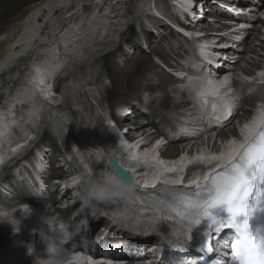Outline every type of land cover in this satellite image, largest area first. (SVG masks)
Wrapping results in <instances>:
<instances>
[{
    "label": "bare ground",
    "instance_id": "obj_1",
    "mask_svg": "<svg viewBox=\"0 0 264 264\" xmlns=\"http://www.w3.org/2000/svg\"><path fill=\"white\" fill-rule=\"evenodd\" d=\"M134 1L137 2L138 0H38L34 3H31L29 6L27 5L26 8L23 10L21 9V11L19 10V12L13 15L11 19L12 28L0 35V75L4 70V67H6V65L12 60L17 59L24 49L27 48L33 49L37 46L40 48L42 47L43 50L48 52L49 56L54 57V60H52L53 58H47L46 56V58L41 61L36 59L34 62H32L33 66L30 68L31 74L28 78V81H30L31 84L26 88H18L15 93L9 94L7 90L8 88L0 86V96L2 93H5L6 96L0 101V166L4 162L5 158L12 152V150L15 148H20L23 144H26V142L30 140V136L24 137V133H22L20 135L21 137L19 136L21 139L19 138L16 143L11 144V142L16 139L15 134H17V129L20 126H23L24 122L29 119H32L31 124L34 123V114L39 115V109L43 107V105H51L52 107H55L54 105L56 104L53 103V105L49 103L48 100L41 99L40 96L39 98L37 95H35V93H38V95H43L46 93V97L52 95L53 92H56V88H54L56 85L54 84L58 76L55 78L54 74L57 72L56 69L58 65L65 63V61H62V59L68 57V53H62V51L64 47L70 44L72 35L75 33L73 37L80 38V36L84 34L86 30H90V32L87 34V38L89 39L90 33H95L98 30L102 31L104 28L109 26L112 17L117 18L120 16L119 11L125 4L129 3L126 12L128 14L133 13L132 11L135 8ZM162 2L163 1H161V3ZM225 2L228 4L225 5ZM225 2H220L223 6H215L211 3V0H179V3H181L180 6L179 3L174 4V2H168L166 5L162 4L161 6L150 8V11L151 13H155V16L158 18L159 15L162 16V14H165V16L169 19L171 18L174 24L194 25L195 28H198V32H205L204 36L198 38L197 41L211 42V52L214 54L211 58L212 65L222 66V75L234 73V79L237 78V75L243 76L242 78H239L241 81L240 84L242 86L246 85L248 87L247 89L238 90L236 89L238 87L234 89L224 87L222 89V93L225 94V99L228 102L226 107L227 109L233 106L231 104L233 101V104H236V101L240 97L239 91L242 92L243 90V94L245 96L243 97L244 99L242 98L240 103H238L232 110L228 111V113L231 114L230 117H228L229 122L225 126L222 125V127L217 130L214 127V122L217 121L214 116L209 118L202 116L199 110L194 106L193 101L186 94H180L182 98L181 102L176 104L173 108V113L176 115L174 114L173 116H167L164 110L169 108L173 103L169 90L172 89V91L175 92L174 86L178 83H182L184 79V77L179 74L188 73L191 75H199L205 71L210 72L212 68L206 67L207 69L204 70L203 67L206 66V62L202 63L199 70L188 68L184 63L182 64L177 60L174 61L171 56H168L159 43L156 44L151 50L153 52H159L161 60H165V65L169 66V69L174 71L178 70L179 76L167 74L162 68H157L148 55L138 56L141 55V49H137L134 40L132 38L129 39L130 37H127L124 40L123 46L121 44V50H123L122 52H117L114 48L100 57H111L113 62V88L108 91V94L112 96V102L109 104H117L119 105L118 108L121 110V113H123V111L129 110L131 111V114L124 115L122 119L118 121L116 120L117 122H114L113 119L114 123L113 125L111 124L110 128L108 129L110 132L109 134L113 139L114 146L105 150L104 152L102 148H100L98 144L96 145L90 138H88V136H85V134L81 135V133L77 130L76 125L73 127L75 131H73V134L70 135L71 139H68L69 152L73 159L75 158L82 164L79 167L73 162L71 164V162L67 161V164H64L58 173L60 174L64 171V173L68 174L66 178H71L70 180H72V182L74 180L78 181L75 184L76 191L80 192L81 194L84 190L83 187L86 186V184L90 181L89 178H85V176H87L89 171L92 170L90 158L93 156V154L97 156L99 155L101 156L100 158H102L97 159L100 160L99 164L102 165V171L99 170L98 179L102 178L105 173L115 175L111 168L108 167V163L105 159L108 153L119 156L120 160L124 162L123 164L132 169L136 181L144 183L142 189L153 187V185L158 183L165 185L166 180L167 184L172 187L176 185L173 184L172 181H175L180 177L183 178L182 182H185L187 185H194L191 183L193 180L199 178L200 183L201 180H204L205 174L215 167L217 163L226 162L229 141L236 140L238 143L234 147H238L239 143L244 141L245 135L251 137L252 133L256 131V128L253 127L252 132H249V130L245 129L244 135L241 134V129H243L244 125H251L252 121L258 117L261 106H264V96H259L258 94H252V92H248L250 88L254 89L255 86L260 85V82L264 80V76L260 75L261 73H264V53L262 54V58H259L260 60L262 59L260 63L257 64L254 63V61H251L253 64L251 70L246 69L247 67H239V63L243 59H247L250 62L249 57H253L252 54L256 53L260 46L264 47V41L260 39L258 35L262 32L264 34V30L261 29H264V25H261V28L257 25L261 22L264 23V20L261 17H258L260 13L264 15V0H234L232 3L230 1ZM247 2H253V6L249 5L244 8L242 7L244 13L238 16L241 17V25L246 23V25H250L251 27H248L247 29L239 28L238 25L233 24V18H231L236 17V12L234 13L230 9L235 8L237 5H245ZM84 5H89L90 9L84 10ZM228 5H231V7ZM205 6L210 8H208L209 11ZM249 8H251L252 12L250 10V12L246 13ZM164 9H166V12H164ZM239 9H241V7H239ZM253 10H255L257 13ZM187 11L191 15H188ZM210 11H221V13H224V16L219 14L215 15L214 17H207L208 19L213 18L214 21H222L224 23L220 24L219 27L214 28L217 24L205 22V16L203 13ZM57 12L60 14L56 18L55 15ZM87 12L88 14H85ZM148 14L146 16L149 18H157L154 15L151 16ZM237 14L239 13L237 12ZM123 16L124 15L122 14V17ZM143 16H145L144 13ZM121 20L122 21H118L116 23L118 28L113 29L114 35L123 30L125 25H127V22H124L126 18ZM235 20H238V18H235L234 21ZM89 24H92L90 27H94L96 29L91 30L90 27L85 28V26H88ZM97 24L98 27L96 26ZM114 24L115 23L113 22V24L110 25V28ZM143 26L144 27H142V29L146 35H149L146 28L152 27L157 31L162 40L165 41L167 36L166 30H163V28L159 26H153V23L151 24L150 22L147 26ZM83 28L86 30L82 32L81 30ZM190 30L192 31V29ZM128 31L129 29L127 32ZM174 32L181 34L175 30ZM254 32L256 34H253ZM246 33H248L247 36L245 35ZM182 36L184 37V35ZM251 36H255V41L252 40V44L249 45L247 40L251 38ZM149 38L151 39V37ZM215 38L218 39L217 42H215ZM224 38L226 40L228 39L225 44L230 45L228 46V49L231 50L227 54L224 52L225 50L222 51L219 49V44L224 43L223 41H225ZM184 39L188 44H191V47L193 42L196 41L195 38H193L191 42H189L188 37H184ZM76 40L77 39H75L74 42ZM91 40L95 39L92 37ZM87 42L90 43L91 41L88 40ZM262 42L263 44L261 45ZM114 46L117 47V43H115ZM125 47L127 48L124 50ZM191 47H189L190 50L188 53L185 51L187 57L194 55V50ZM66 49V51L70 50V45ZM119 53L123 55V57L119 55ZM245 54L248 56L247 58L245 57ZM64 55L65 57H63ZM225 55H228L230 58H235V60L226 61L223 58ZM117 58H122V60H127V62L124 63V65H120L117 62ZM197 59H199V57H197ZM50 60H52V62H50ZM97 60H99V58H95L92 61ZM184 60L185 59L183 58L182 62ZM240 68L243 72H239ZM151 79H158V82L155 83V86H150L151 89L153 88V95H149L150 92L148 93V90L143 89V87ZM261 87H263V85ZM118 93H120V95ZM143 96L147 97L148 104L142 109L144 106L143 102L141 101ZM175 96V99L180 100L177 95ZM39 99H41V101H39ZM51 99L55 100V97H51ZM137 100L139 103H137ZM251 101L252 105L248 111L243 106L245 105L247 107V102L250 103ZM140 108L142 111H140ZM144 109L148 112H145ZM151 111L152 113L154 112V114L150 113ZM241 111L242 114L240 115V120H238V122L235 124L233 119L235 115ZM118 115V111H115L112 113V118H117ZM216 115L220 116L219 120H223L228 116V114L224 115L221 114V112H218ZM130 117H134V120H128ZM66 118L68 120H64V122L70 126L69 121L71 123L73 120L68 117V115H66ZM168 121L171 124V127L169 126L170 124L167 123ZM163 123L169 124L166 126V132L169 131V133H171L170 136L164 134L163 129H161L160 125L164 126ZM181 126L184 128L183 131L180 129L182 128ZM201 127L205 130L201 131ZM211 127H213V129ZM126 128L128 131L124 134L122 130ZM153 128L157 130V132H155L158 133V135L155 134L154 136L152 134L153 132L151 129ZM70 130L72 131V128H70ZM208 134L212 135L209 136ZM207 135L208 137H206ZM162 136L165 138H171L172 140L170 141L171 144L169 143L167 148L166 146H162L165 144V138ZM177 137L182 139L180 140L182 142L181 144H179V142L172 143L174 140H179ZM56 141L51 139L46 143L44 142L42 145L38 143L40 155L35 156V154H28L23 157H26L24 160L27 161L31 160L29 157H32V170L24 169V172L21 175L14 176L13 178L7 177L8 179L6 178L5 181L7 180L9 187L6 186L7 188L5 192L2 194L0 193L1 208H3L4 211L14 210L15 216L20 220V225L30 226V230L23 231L26 237L25 242H28L29 244H38V237L36 238L37 241L33 238L36 236L35 233H37L34 232V230L39 226L34 228V225H41L44 216L48 214L53 216L52 211L45 212L43 209H35L31 207L33 209L32 215L28 218H25L24 216L29 210L28 207H21L19 204H16L17 202L15 204L11 203L12 199L10 196H17V198L14 199V201H16L21 200L24 196H27L26 194H28V191L42 194L44 193L42 190L43 186L48 187V192L51 191L54 182L53 180H47V176L51 171L49 170V163H51V160L56 156V153L53 154L52 152L53 147L57 145ZM162 149L164 151H162ZM35 150L36 149H34V153ZM132 153H135L139 159L133 160L131 158ZM220 153H225V155L219 161H212L211 164L201 163L199 160L195 159L196 157L200 156H203L207 159L212 155L219 156ZM34 156L36 162L33 160ZM61 156H63L62 153L59 154L57 159H59V157L61 158ZM80 156L82 158H80ZM66 158H68L67 153L64 155V159ZM57 159L56 162L58 161ZM94 160L96 161V159ZM25 163L26 162H24V164ZM71 165H74L73 168H71ZM192 165L193 168L191 169L190 166ZM167 168H175V171L168 172L166 171ZM91 174H93V171ZM199 183L198 185H200ZM181 185L182 183L176 186L181 187ZM2 189L3 188H1L0 191ZM59 194L62 193L55 191L51 193V196L56 197ZM65 194L68 196L67 192H65ZM132 194L134 193L131 192L130 194L115 197L108 201L94 202L108 205L115 203L118 205V208H116L117 215H119V219L124 221V224L131 225L130 222L126 221L136 219L139 220L140 218L159 221L160 218L158 217L162 215V212L152 204L146 205L148 214L143 215V213L138 211L135 217L131 212H133V210H137L138 208H144L145 204H135ZM121 207L123 212H121ZM97 208L98 209L96 210L101 212L98 206ZM91 209V206H89L88 211H91ZM91 212L95 213V211ZM102 212H111V214H113V209L102 207ZM166 215L167 214L163 213V219L174 220L173 217ZM54 216L56 217L55 214ZM168 228L169 229L166 230V232L173 229L178 233L182 232L184 229L182 226H169ZM10 230L9 232L2 230L0 231V234H10L14 230L13 227H11ZM15 233L16 231H14L12 235H15ZM10 237L11 238H2V242L0 243V264H27L28 261L30 264V258L32 257L28 255V249H25L24 253L20 254L19 251L21 247L17 244L13 245L10 243L11 240V242H13L16 241L17 238H14V236ZM89 237H92V234L89 235ZM22 239H24V236H22ZM110 241H113V239ZM39 249H41V247H39ZM41 253H43V251H41ZM179 255H177L178 261L180 260L193 263L194 257L190 256L189 258L182 259L179 258L182 257V255ZM20 256L21 258H19ZM177 257L172 258L171 261L174 262ZM85 258H87L88 264H99L88 256H85ZM76 259L77 258H74L73 260ZM126 260L127 261H125V259H123V261L116 260L114 264H140L135 261L131 262V258H126Z\"/></svg>",
    "mask_w": 264,
    "mask_h": 264
},
{
    "label": "rangeland",
    "instance_id": "obj_2",
    "mask_svg": "<svg viewBox=\"0 0 264 264\" xmlns=\"http://www.w3.org/2000/svg\"><path fill=\"white\" fill-rule=\"evenodd\" d=\"M36 1L38 0H0V35H2L4 32L12 28L11 19L13 15L19 12V10L21 11V9L23 10L24 8H26L27 5L29 6L31 3H34ZM161 1L163 2L161 3ZM221 1L223 2L230 1L232 3V1L234 0H211V3L215 6H223L220 3ZM168 2L169 3L174 2V4H178L179 0L177 1L176 0H138L137 2L134 1L135 8L132 11L133 13H130V14L126 12L127 7L129 6V3H127L120 9L119 11L120 16H118L117 18L112 17L110 21L111 23H109V26L104 28L102 31L98 30L95 33H90L89 39L87 38V34L90 32V30H86L85 28L90 27L92 24L85 26V28L81 30L82 32L84 30L86 31L84 32V34L80 36V38L73 37L75 35L74 33L72 35V40L70 41V44H69L71 49L66 51L67 50L66 48L69 46L68 45L64 47L62 51V53L64 52L68 53V57L62 59V61H65V63L59 64L56 69L57 72L54 74L55 78L56 76H58L57 79L55 80V84L53 83L54 85H56L55 87L57 89V90L55 89L56 92H53L52 95H49L46 97H45L46 93H44L43 95L42 94L38 95V93H35V95H37L38 97L40 96L41 99L48 100L49 103L51 104L53 103L56 104V105L53 104L55 107H52L51 105L49 106L43 105V107L39 109L40 111L39 115L34 114L35 115L34 123L31 124L32 119H29L24 122L23 126H20L17 129V134H15L16 139H14L11 142V144L16 143V141L19 140V138L21 137L20 135L22 133H24L23 135L24 137L30 136L29 138L30 140L27 141L26 144H23L20 148H17V149L15 148L14 150H12V152L5 158V160L10 158L11 156L20 155V154L24 155L26 153L28 154L29 152H30L29 155L35 154V156H38L40 155L39 154L40 149H39L38 143L42 145L44 142L46 143L50 141L51 139H53L54 141L57 140L56 141L57 145H55L52 150L53 154L56 153V156L54 159L51 160V163H49V167H50L49 170L56 172L57 167L55 166V163L57 165L59 164L61 158L60 159H57V158L59 154L61 153L63 154L61 162L65 161L66 162L65 164H67V161L71 162V164L73 162L76 166L80 167L82 163L76 160L75 158L73 159V157L71 156L69 152V147H68V139L69 138L71 139L70 135H72L73 131H75L73 130V127L75 125H76V128H79L82 131L83 135L85 134V136H88V138H90L96 145L98 144V146L102 148L103 152L107 149L112 148L114 146V143H113V139L111 138V135L109 134L110 132L108 128H110V125L111 124L113 125L114 122H117L118 120L122 119L124 115L131 114V111L126 110V111H123V113H121V110L118 108L119 105L109 104L110 102H112V96L108 94V91L113 88V72H112L113 62L111 60V57L101 58L100 56H102L106 52L111 51L114 48L116 49L117 52H122L123 50H121V48L123 46L125 38L130 37L129 39L132 38L134 40L137 49L140 48L142 51L140 53L141 55H138V56L148 55L157 68H162L167 74H171L174 76V74L170 71L172 69L168 70V68L170 67L165 65V60L164 61L161 60L160 53L153 52L151 50L156 44L160 43L161 46L163 47V50L168 54V56H171L174 61L176 60L178 61L181 55L185 56L184 59L187 57L185 50H183L187 42L184 39V37L186 36L184 35L183 37L181 34L175 33L170 25L168 27V23H166L165 21H160L159 19H157L158 17L155 16L156 14L151 13L150 11V8H155L156 6H161L162 4L166 5V3L168 4ZM224 4L226 5L228 3L225 2ZM180 5L181 3H179V6ZM249 5L253 6V2H247L245 5H237L236 6L237 8L235 7L233 9H230V8L229 9L233 11L234 13L238 12L240 14L243 11L242 7L244 8ZM228 6L231 7V5H228ZM205 7L209 11L210 8L208 6H205ZM239 7H241V9H239ZM164 12H166V9H164ZM143 13L145 14V16H143ZM59 14L60 13L57 12L55 17L57 18ZM85 14H88V12ZM122 14L124 15L123 17H122ZM147 14L151 16L154 15L157 18H154V17L149 18L146 16ZM203 14L205 16L204 18L205 22H208L211 24L215 23L218 25V26L216 25L214 28H217L220 26V24L224 23L222 21L221 22L214 21L213 18L208 19L210 16L214 17L215 15H219V14L224 16V13H221V11H214V12L210 11V12H205ZM162 15L165 16V14H162ZM188 15H191V14L188 12ZM123 18H126L124 22H127L126 23L127 25H125L123 30L119 31V33L114 35L113 29L118 28V25L116 23L118 21H122L121 19ZM113 22L115 24L112 25L111 27L112 29H111L110 25L113 24ZM149 22L151 24L153 23V26H157V27L159 26L163 28V30H166L167 36L165 38V41L162 40V38L158 35L157 31L154 30L152 27L146 28L149 34V35H146L142 27H144L143 25L147 26ZM257 25L261 27V25H264V23L261 22V23H258ZM96 26L98 27V24ZM192 27L193 26H189V28H192ZM90 28L91 30L96 29L94 27H90ZM128 29L129 31L127 32ZM253 34H256V33L254 32ZM258 35H259V38H261V34H258ZM262 35L264 37V34ZM92 37L95 40H91ZM149 37H151V39ZM75 39L77 40L74 42ZM254 39H255V36H251V38L247 40L249 45L252 44V40ZM88 40H90L91 42L88 43L87 42ZM115 43H117L118 45L117 47L114 46ZM262 44L263 42L261 43V45ZM37 47L33 49H30V48L24 49L21 55L18 56L17 59L9 62L6 65V67H4V70L1 72L0 86H4L5 88H8L7 90L9 94L15 93L18 88L19 89L26 88L31 84V82L28 81V78L31 74L30 68L33 66L32 62H34L36 59L38 61H41L45 59L46 56L47 58L51 57L48 55V52L46 50L42 49V47L41 48L40 47L37 48ZM126 48L127 47H125L124 50ZM230 51L231 50L229 49H225L224 52H226L227 54ZM263 53H264V47L260 46L259 50H257L256 53L252 54L253 57L251 56L249 57L250 62L247 59H243L239 63V67H244V68L247 67L246 69L251 70L253 67V64L251 63V61H254V63H257V64L260 63L261 60L259 58L260 57L262 58ZM119 55L121 54L119 53ZM121 56L123 57V55ZM63 57H65V55ZM245 57L247 58L248 56H246L245 54ZM51 58H53L52 60H54L53 56ZM95 58H99V60L92 61ZM223 58L226 61L235 60V58H232V57L230 58L228 57V55H225V57ZM52 60H50V62H52ZM182 60L183 59H181V61ZM117 62L120 65H124V63H126L127 60H122V58L121 59L117 58ZM241 71L242 70L240 68L239 72ZM236 77L239 79V78H242L243 76L237 75ZM156 82H158V79H151L146 84L147 86L145 85L143 89L148 90V93L150 92L149 95H153L152 93L153 88L151 89L150 86L152 87L155 86ZM261 86L262 85L255 86L252 91L253 92L254 91L263 92L264 86L263 87ZM30 89H33V88H30ZM169 91H170L169 93L171 95V99L173 103L169 108H166L164 112L167 116H171V115L173 116L175 114L173 113V110H174L173 108L176 104L181 102L182 98H181V95H179L178 97L180 100L175 99L176 97L175 92L172 91V89H170ZM118 94L120 95V93ZM51 97L52 98L55 97V100H52ZM41 99H39V101H41ZM141 101L144 104V106L142 107L143 109L148 104L147 97L143 96ZM137 103H139L138 100H137ZM247 104H248L247 107L245 105L243 107L249 111V108H251V105H252V101L250 103L247 102ZM142 109L140 108V111H142ZM113 111L114 112L118 111L119 113L117 118L114 117L115 119L114 122L112 118V113H114ZM144 111L148 112L145 109ZM150 113H152V111ZM152 114H154V112ZM241 114H242V111L240 113H237V115H235L233 119L235 124L238 122V120H240ZM66 115H68V117H70L73 120V122L71 121V123L69 121V124L72 127L68 126L64 122V120H68L66 118ZM128 120L133 121L134 117H130ZM167 123H169V121ZM167 123L165 124L163 123L164 126L160 125L161 129H165L166 126L170 124V123L169 124ZM169 126H171V124ZM64 127H67V128H64ZM70 128H72L73 131H71ZM208 135L211 136L212 134H208ZM208 135L206 137H208ZM173 148H176V147H173ZM34 149H36L35 153H34ZM36 151H37V154H36ZM66 153L68 154V158L64 159V155ZM35 156L33 158L34 162H36ZM16 157H13V158L11 157V159L6 161L5 163L3 162L4 165L1 164L0 166V189L3 188L0 191L1 194L5 192L7 187H9V184H7V180L5 181L7 177L13 178L14 176L21 175L24 172V169L32 170L31 169L32 167L31 163L33 162L32 157H29V159L31 160H28V161L24 160L26 157L25 158H16ZM100 157L101 156L99 155L97 156L93 154V156L90 158V163H92L90 164L92 170L89 171V174L85 176V178H89V180H97L99 178V170H101L102 165L99 164L100 160H97V159H102ZM80 158L82 157L80 156ZM56 159L58 160L57 162H56ZM94 159H96V161ZM24 162H26L27 164L26 163L24 164ZM73 166L71 165V168H73ZM92 171H93V174H91ZM83 188H85V186ZM13 198L16 199L17 196H14ZM0 211H4V209L1 208V206H0ZM5 211H8V210H5ZM11 227L13 226L9 223H2L0 224V231L5 230L9 232ZM22 236H24V239H22ZM25 239H26L25 234L21 233V236H18L16 241H13V242H11L12 240L11 241L8 240V241H10V243L13 245L17 244L18 246H20L21 249L19 253L21 254V253H24V250L28 249V246L30 245L28 242L27 243L25 242Z\"/></svg>",
    "mask_w": 264,
    "mask_h": 264
},
{
    "label": "snow or ice",
    "instance_id": "obj_3",
    "mask_svg": "<svg viewBox=\"0 0 264 264\" xmlns=\"http://www.w3.org/2000/svg\"><path fill=\"white\" fill-rule=\"evenodd\" d=\"M201 51L203 53V46ZM260 75L264 76V73ZM227 84L225 78L220 87L224 88ZM202 103L218 121L220 116L216 114L222 109L217 101L205 96ZM223 114L226 115L227 111ZM253 127L256 131L252 133V138L245 135L238 147H234L238 143L236 140L229 141L226 162L217 163L205 174L204 186L178 197L180 206L172 209L190 225V242L194 239V229L202 237L207 251L217 253L215 264H264V225L253 226L251 223L259 214H264V106H261L258 117L251 125H244L241 134L244 135L245 129L252 132ZM224 155L220 153L219 156L212 155L207 159L203 156L195 159L211 164ZM110 158L112 168L120 180L131 183V171L125 170L115 157ZM131 158L139 159L135 153L131 154ZM166 171L173 172L175 168H167ZM182 180L180 177L172 183L181 184ZM191 183L198 185L199 178ZM229 233H232L231 238H228ZM213 240L216 241L215 246ZM167 246L172 248L170 243Z\"/></svg>",
    "mask_w": 264,
    "mask_h": 264
},
{
    "label": "clouds",
    "instance_id": "obj_4",
    "mask_svg": "<svg viewBox=\"0 0 264 264\" xmlns=\"http://www.w3.org/2000/svg\"><path fill=\"white\" fill-rule=\"evenodd\" d=\"M203 46V53L201 51ZM211 42L208 41H194L192 49L194 55L186 57L183 63L186 67L199 70L202 63L212 62ZM199 57V59H197ZM184 77L182 83L174 86L175 94H186L192 101L194 106L199 110L200 114L205 118L212 117L214 114L211 110L202 103L205 96L215 99L220 105L221 109H226L227 101L225 94L222 93L220 87L223 80H218L210 72H202L199 75H191L183 73ZM183 131V129H181ZM134 189L131 183H125L117 178L115 175L105 173L102 178L97 180H90L83 192L80 194L81 199L85 205L93 201H108L115 197L130 194ZM28 212L24 216L28 218L32 215L33 209L28 206ZM9 223L13 226L14 231L19 232L20 220L15 216L14 210L0 211V224ZM38 240L45 247L43 253L36 247L35 244L28 246V255L33 258V264H71V260H55L53 257H58L63 254L62 243L67 242L71 238V233L66 224L52 215L44 216L41 225L36 230Z\"/></svg>",
    "mask_w": 264,
    "mask_h": 264
},
{
    "label": "water",
    "instance_id": "obj_5",
    "mask_svg": "<svg viewBox=\"0 0 264 264\" xmlns=\"http://www.w3.org/2000/svg\"><path fill=\"white\" fill-rule=\"evenodd\" d=\"M90 9V6L89 5H84V10H89ZM6 96H5V93H2V95L0 96V101L1 100H3L4 98H5ZM110 157H113V156H108L107 158H108V161H109V164H110V167H111V169L113 170V168H112V165H111V161H110ZM110 158V159H109ZM116 158V157H115ZM117 160H118V158H116ZM119 161V160H118ZM120 163V162H119ZM120 165H121V163H120ZM122 166V165H121ZM123 167V166H122ZM124 168V167H123ZM125 170H128V169H126V168H124ZM115 172V171H114ZM115 174H116V172H115ZM116 176H117V174H116ZM118 177V176H117ZM119 178V177H118ZM120 179V178H119ZM131 184H133V177H132V181H131Z\"/></svg>",
    "mask_w": 264,
    "mask_h": 264
}]
</instances>
